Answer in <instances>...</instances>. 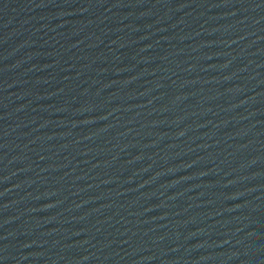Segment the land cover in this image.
<instances>
[{
    "label": "water",
    "instance_id": "95a60500",
    "mask_svg": "<svg viewBox=\"0 0 264 264\" xmlns=\"http://www.w3.org/2000/svg\"><path fill=\"white\" fill-rule=\"evenodd\" d=\"M0 264H264V0H0Z\"/></svg>",
    "mask_w": 264,
    "mask_h": 264
}]
</instances>
